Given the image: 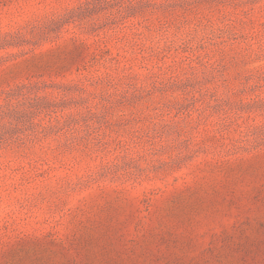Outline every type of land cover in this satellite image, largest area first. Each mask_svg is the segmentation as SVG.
<instances>
[{
  "label": "rangeland",
  "instance_id": "obj_1",
  "mask_svg": "<svg viewBox=\"0 0 264 264\" xmlns=\"http://www.w3.org/2000/svg\"><path fill=\"white\" fill-rule=\"evenodd\" d=\"M0 264H264V0H0Z\"/></svg>",
  "mask_w": 264,
  "mask_h": 264
}]
</instances>
